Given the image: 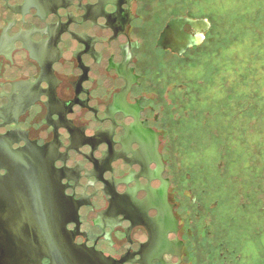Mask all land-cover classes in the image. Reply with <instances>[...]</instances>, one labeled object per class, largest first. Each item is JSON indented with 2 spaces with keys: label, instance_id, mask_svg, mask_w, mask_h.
<instances>
[{
  "label": "flooded vegetation",
  "instance_id": "1",
  "mask_svg": "<svg viewBox=\"0 0 264 264\" xmlns=\"http://www.w3.org/2000/svg\"><path fill=\"white\" fill-rule=\"evenodd\" d=\"M202 25L172 0H0L9 227L85 264H264V190L202 178L188 146Z\"/></svg>",
  "mask_w": 264,
  "mask_h": 264
},
{
  "label": "rangeland",
  "instance_id": "2",
  "mask_svg": "<svg viewBox=\"0 0 264 264\" xmlns=\"http://www.w3.org/2000/svg\"><path fill=\"white\" fill-rule=\"evenodd\" d=\"M172 1L209 22L186 74L196 87L192 158H202V178H216L227 192L253 193L257 202L264 190V0Z\"/></svg>",
  "mask_w": 264,
  "mask_h": 264
},
{
  "label": "water",
  "instance_id": "3",
  "mask_svg": "<svg viewBox=\"0 0 264 264\" xmlns=\"http://www.w3.org/2000/svg\"><path fill=\"white\" fill-rule=\"evenodd\" d=\"M202 24L204 25H202L203 43L209 22L204 19ZM20 159L23 160L24 157L22 156ZM24 202V199L16 196L4 195L0 197V219L5 220L7 225L4 227L3 224H0V264H43L42 258L45 256L51 259L49 264H85L75 260L71 255H63L59 248L50 243L49 236L42 237L45 233L43 230L37 229L38 231L30 232L19 227H9L8 219L11 215V213L8 214L9 208L13 210L25 209ZM17 218L19 217L17 216ZM34 233L37 238L33 237Z\"/></svg>",
  "mask_w": 264,
  "mask_h": 264
}]
</instances>
